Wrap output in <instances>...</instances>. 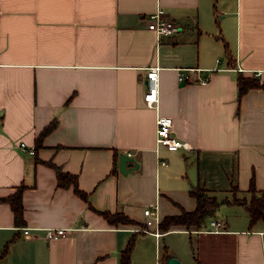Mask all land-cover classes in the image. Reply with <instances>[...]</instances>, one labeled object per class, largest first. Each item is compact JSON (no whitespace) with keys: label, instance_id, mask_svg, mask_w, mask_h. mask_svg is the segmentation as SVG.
Listing matches in <instances>:
<instances>
[{"label":"crops","instance_id":"0c3cea01","mask_svg":"<svg viewBox=\"0 0 264 264\" xmlns=\"http://www.w3.org/2000/svg\"><path fill=\"white\" fill-rule=\"evenodd\" d=\"M159 7L179 30L157 40L147 24ZM154 65L153 108L143 94ZM191 67L195 79L179 82ZM239 73L264 84V0H0V198L20 189L23 206L15 219L0 200V264H119L132 236L129 264H264V223L250 226L240 204L200 226H160L195 208V185L218 200L264 188V87L238 98ZM157 114L186 148L157 143ZM128 151L137 166L122 173ZM52 164L87 200L57 184ZM151 206L158 235L137 229ZM46 227L70 231L46 240Z\"/></svg>","mask_w":264,"mask_h":264},{"label":"trees","instance_id":"16d2710c","mask_svg":"<svg viewBox=\"0 0 264 264\" xmlns=\"http://www.w3.org/2000/svg\"><path fill=\"white\" fill-rule=\"evenodd\" d=\"M237 84V96L240 98L248 89L264 87V84L255 76H246L239 73L236 78ZM50 123L42 133L46 130L52 128ZM53 165V164H52ZM54 166V165H53ZM55 167V173L57 178V184L61 186L72 185L74 191L83 199L87 200V194L78 189L76 184V177L73 174L63 172L59 167ZM115 171V168L112 169ZM250 193L248 198L241 197L238 198L234 196L231 200L223 199L218 200L215 195L209 194L207 190L200 185H195L190 189L191 195L196 200V206L191 211H183L178 215L165 216L161 221V229H167L172 225H195L200 226L203 224L205 218L214 213L221 203H236L245 207L248 217L249 224L252 226L256 221L261 220L264 223V188L257 190L251 184L247 190ZM0 200L7 201L13 211L15 219L22 218V202H21V190L18 189L12 195L5 198H0ZM104 217L110 223H128L133 220L128 218L122 212H102ZM134 244V236L130 237L126 246L122 249L120 253L119 264H129L131 250ZM6 251V247L3 249L2 254Z\"/></svg>","mask_w":264,"mask_h":264},{"label":"built area","instance_id":"2783aa9c","mask_svg":"<svg viewBox=\"0 0 264 264\" xmlns=\"http://www.w3.org/2000/svg\"><path fill=\"white\" fill-rule=\"evenodd\" d=\"M149 22L147 24L148 29L153 31L157 40L163 37H167L179 30V26L171 18L164 15L162 8H157L153 13L149 15ZM196 68H180L177 72V80L179 82H188L195 79L193 73ZM159 66L154 65L147 68L145 73L146 90L143 94V101L148 107H156L159 98ZM207 77L200 78L198 81L205 83ZM156 141L158 144L165 146L168 150H176L178 148H186L187 143L175 138L171 135L172 119L170 116L159 115L156 116ZM21 146L24 144L21 142ZM33 152L32 149L29 150ZM127 155H131L128 151ZM145 216L143 227H138V230L148 231L153 225L159 224V219L154 206L147 207L143 210ZM210 229L218 230L223 226L221 219H211L208 223ZM44 236L46 240H57L68 235L70 229L66 227H46L44 228ZM155 235L159 234L157 226L154 230H149ZM23 234L29 235V228H23Z\"/></svg>","mask_w":264,"mask_h":264},{"label":"water","instance_id":"95a60500","mask_svg":"<svg viewBox=\"0 0 264 264\" xmlns=\"http://www.w3.org/2000/svg\"><path fill=\"white\" fill-rule=\"evenodd\" d=\"M119 170L122 173H127L131 167H136L137 162L133 157L127 155L126 153H120L118 158ZM166 264H180V262L174 257H168Z\"/></svg>","mask_w":264,"mask_h":264},{"label":"rangeland","instance_id":"374dc122","mask_svg":"<svg viewBox=\"0 0 264 264\" xmlns=\"http://www.w3.org/2000/svg\"><path fill=\"white\" fill-rule=\"evenodd\" d=\"M221 195V193L219 192V193H217V196H218V198L220 199V196ZM221 206H224V205H221Z\"/></svg>","mask_w":264,"mask_h":264}]
</instances>
